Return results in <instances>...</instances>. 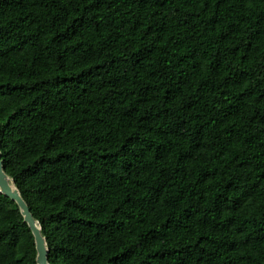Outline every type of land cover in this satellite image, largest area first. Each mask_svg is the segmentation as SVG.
I'll use <instances>...</instances> for the list:
<instances>
[{"label": "trees", "instance_id": "trees-1", "mask_svg": "<svg viewBox=\"0 0 264 264\" xmlns=\"http://www.w3.org/2000/svg\"><path fill=\"white\" fill-rule=\"evenodd\" d=\"M0 152L48 264H264V0H0Z\"/></svg>", "mask_w": 264, "mask_h": 264}, {"label": "water", "instance_id": "water-1", "mask_svg": "<svg viewBox=\"0 0 264 264\" xmlns=\"http://www.w3.org/2000/svg\"><path fill=\"white\" fill-rule=\"evenodd\" d=\"M8 176L5 174L2 166L1 152H0V193L7 196L12 202H14L21 214L24 217V221L27 222L29 228L34 236L35 248H36V263L37 264H48L47 261V246L44 237L40 233V226L33 218L30 209L26 202L22 199L17 188L11 181H8ZM10 180V179H9ZM12 183V185L10 184Z\"/></svg>", "mask_w": 264, "mask_h": 264}, {"label": "bare ground", "instance_id": "bare-ground-1", "mask_svg": "<svg viewBox=\"0 0 264 264\" xmlns=\"http://www.w3.org/2000/svg\"><path fill=\"white\" fill-rule=\"evenodd\" d=\"M8 181H10V180H9V178H8ZM10 184L12 185V183H11V182H10Z\"/></svg>", "mask_w": 264, "mask_h": 264}]
</instances>
